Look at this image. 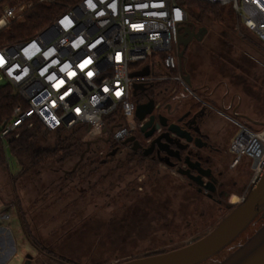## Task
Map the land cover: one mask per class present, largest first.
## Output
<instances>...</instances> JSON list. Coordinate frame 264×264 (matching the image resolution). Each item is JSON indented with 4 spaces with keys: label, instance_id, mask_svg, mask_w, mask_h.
<instances>
[{
    "label": "flooded vegetation",
    "instance_id": "af4514ba",
    "mask_svg": "<svg viewBox=\"0 0 264 264\" xmlns=\"http://www.w3.org/2000/svg\"><path fill=\"white\" fill-rule=\"evenodd\" d=\"M186 27L191 33V40L185 51L196 44L201 45L205 39L211 37L207 29L198 25ZM184 33L185 30L182 29L178 35ZM214 42L217 41H205L203 44L204 56L212 59L211 67L208 65L203 69H195L198 74L196 77L188 73L192 81L190 89L194 86L195 79L198 80L196 92L179 90L173 93L171 88L165 94L152 98L144 96L149 88L146 87V91L139 96L140 100L145 99L141 104L153 100L156 106L153 125L142 131L149 122L147 117V120L139 122L136 130L138 132H132L130 138H135L136 149L133 143H127L130 138L123 143H116L108 136L92 141L89 153L75 170L81 155L71 168L54 170L55 180L48 188L51 191L58 189V204L63 203L64 208L79 210L83 203L89 204L91 213L88 218L75 216L78 219V222L73 219L76 221L73 225L75 229L72 231L71 227L67 228L64 234L52 242L41 237L34 219L22 223L29 248L36 251L45 262L84 264L70 258L61 250L66 245L64 236L67 233L77 236L74 237L76 242H82L88 235L90 241L96 243L116 239L137 240L139 236L149 235L152 226L160 224L162 217L172 212V222L166 226L169 230L174 227V220L177 219L179 194L181 199L184 195L186 211L190 209L194 195L213 205L211 211L235 208L240 202L229 199L234 191L246 196L254 183V163L247 158L254 148L238 158L232 152L231 146L241 128L253 131L264 127V109H261L263 114L258 116L257 102L250 95L252 89L247 80L241 79L235 73L225 74L227 64H232L239 58L236 39L226 55ZM161 117L165 118L164 122H161ZM100 144L108 146L107 151L102 150ZM92 146L96 148L94 152H91ZM205 215L202 210L200 216L203 218ZM58 220L62 221L60 225L63 227L70 222L67 218L54 221ZM263 224L264 218L259 216L226 250L203 264L222 262ZM187 227L190 228L191 224L188 223ZM167 229L162 233L159 229H154L153 232L169 236L167 239L172 242L174 233L171 235ZM145 231L148 233L145 234ZM96 249L95 246L92 251ZM2 251L1 248L0 264H6L13 254L10 255L11 250L3 254ZM167 252L169 251L148 252L141 258ZM7 256L8 260L3 263ZM26 257L32 260L31 255Z\"/></svg>",
    "mask_w": 264,
    "mask_h": 264
},
{
    "label": "built area",
    "instance_id": "2783aa9c",
    "mask_svg": "<svg viewBox=\"0 0 264 264\" xmlns=\"http://www.w3.org/2000/svg\"><path fill=\"white\" fill-rule=\"evenodd\" d=\"M192 2L230 6L241 28L264 46V0H76L66 6L59 0H0V34L37 8L64 7L42 13L44 22L32 36L0 44V82L21 101L0 121V140L19 137L37 121L43 132L86 126L89 135L126 141L132 132L123 123L109 131L105 118L135 115L136 83H170L173 93H191L180 67L178 33L189 25ZM147 66L148 77H131ZM257 142L264 147V127L259 133L241 128L231 149L240 158ZM253 173V181L264 173V154ZM6 221L10 215L0 212L1 247L9 241L12 255Z\"/></svg>",
    "mask_w": 264,
    "mask_h": 264
},
{
    "label": "rangeland",
    "instance_id": "374dc122",
    "mask_svg": "<svg viewBox=\"0 0 264 264\" xmlns=\"http://www.w3.org/2000/svg\"><path fill=\"white\" fill-rule=\"evenodd\" d=\"M195 17L196 13L193 10L189 16L188 23L207 29L211 37L208 40L205 39L201 45L196 44L191 46L184 52L182 58H180L181 70L184 69L183 72L192 73L196 77L198 74L195 69H203L208 65L211 67L212 59L207 57V55L204 56L203 44L205 41L212 42V40H216L217 42L214 43L226 55L230 46L234 45V40L236 39V52L239 58L234 63L227 64L225 74L235 73L236 75H240L241 79L248 81V86L252 89L250 91L251 94H249L252 96V99L255 98L253 101L256 100L255 103L257 102V115L261 116L264 111L261 110L264 109V46L256 36L241 28L230 6L221 8L220 18L209 16L203 22L198 23ZM182 50L183 47H179V54ZM195 81L194 86L191 87V90L194 92H196L198 84L197 78ZM5 86L6 83L0 82V87ZM139 122L135 115L123 118L124 126L134 133L138 132L136 130ZM253 131L259 133L262 129H253ZM73 132H77L76 135L81 138L82 142L88 143L101 139L97 135L87 134L86 130L74 129L63 132L61 136L57 133H48L44 140H42V145L46 147L55 146L58 140ZM100 147L105 151L108 149V146H102V144H100ZM83 149L86 151L87 146L85 145ZM95 149L92 146L91 152H94ZM263 154L264 147L260 142H257L254 150L251 151L247 158H250L249 160L254 163L256 160L262 158ZM79 157L77 156L73 161L68 163L65 168H71ZM6 158L9 160L10 170L7 164L0 165V212L10 215L11 221H6L5 224L11 227V238L15 243V254L13 253V257L6 264H49L45 262L44 258L39 257L36 251L29 248V242L24 237L22 230V223L24 224L26 221L34 219L39 227L41 237L43 239L48 238L49 242H52L64 234L67 228L71 227L73 231V225L78 220L75 216L88 218L91 213L90 206L83 203L82 211L74 208H64L65 204H58L56 199L58 189L56 188L54 191H51V188H48L51 182L55 180L54 170L45 169L17 179L21 171L20 164L9 149L6 152ZM194 196L190 209L186 211L185 207L187 205L185 204V200H183L184 195L181 199V195L179 194L177 219L174 220V227L169 228V230L166 226L172 222V212H168L166 217H162L160 224L152 226L149 235L139 236L137 240L118 241L116 239L111 242L98 241L96 243V241H90V235H88L84 237L82 242H76L74 241V237L77 236H71L68 235L70 233H67L64 236L66 238V245L61 250H64V253L70 258L84 264H117L141 258L143 254L148 252L158 253L181 248L209 233L234 208L211 211L213 205L211 206L204 199L198 198L196 195ZM242 198L243 195L241 193L234 191L230 194L229 199L233 202H240ZM202 210L206 213L203 218L200 216ZM58 218L70 219L68 226H61L62 221H54ZM73 219H76V221ZM188 223L191 224L190 228L187 227ZM154 229L161 230V233L167 229L171 235L174 233V240L170 242L167 239L169 236L159 235L157 232H153ZM144 233L147 234L148 232L145 231ZM36 235L38 234L36 233ZM143 237L147 238L143 239ZM95 246L97 249L93 252L92 249ZM1 248L0 243V250ZM10 250L11 244L9 241H6L1 253L3 254L5 251ZM28 254L32 256V260L27 259L26 255ZM90 254L93 255L90 256Z\"/></svg>",
    "mask_w": 264,
    "mask_h": 264
},
{
    "label": "water",
    "instance_id": "95a60500",
    "mask_svg": "<svg viewBox=\"0 0 264 264\" xmlns=\"http://www.w3.org/2000/svg\"><path fill=\"white\" fill-rule=\"evenodd\" d=\"M183 29L185 33L178 35V45L184 48L179 54L180 58L191 40L188 28L183 27ZM149 75L150 68L147 66L143 71L131 74V77L145 78ZM185 81L188 86L192 85L190 75H185ZM146 89L144 84L136 83L134 85L135 97L141 96ZM155 106V102L150 100L147 103L139 104L136 108L135 116L139 121H144L149 117V122L142 128L143 132L153 125ZM164 121L165 118L161 117V122ZM106 132L104 130V133ZM149 135L147 134V136ZM127 143H133L136 149L137 142L134 137L128 139ZM91 144L92 142L87 143V149L81 154L80 161L75 165L74 170L84 156L89 153ZM259 216L264 218V173L254 181L240 203L205 236L167 253L134 259L121 264H203L226 250ZM9 256L5 257L2 262L5 263ZM219 264H264V224L243 245Z\"/></svg>",
    "mask_w": 264,
    "mask_h": 264
},
{
    "label": "trees",
    "instance_id": "16d2710c",
    "mask_svg": "<svg viewBox=\"0 0 264 264\" xmlns=\"http://www.w3.org/2000/svg\"><path fill=\"white\" fill-rule=\"evenodd\" d=\"M74 2H76V0H59L60 5L62 6L64 4L65 6L70 5ZM191 6L192 11L194 10L196 13L195 18L198 20V23L203 22L204 19L209 16L220 18V11L221 8H223L221 5H211L203 2H192ZM62 10H64V7L58 6L50 9L43 7L37 8L36 11L26 16V23L14 26L9 32L1 33L0 44L4 42H16L32 36L44 22V16L42 13L44 14L49 11V15H52V13L58 14ZM170 89V83H155L149 86L147 89L148 92L144 96L146 97V95H148L149 97L157 98L159 95L165 94ZM144 100V98L140 100L138 97L136 101L141 104V101ZM20 102L19 97L14 94L11 87H0V121L9 117L12 109ZM116 116L117 114H113L105 118L106 128L109 131L123 123V119L117 121ZM74 129L86 130V133L88 132L86 126H78L72 130ZM72 130H60L51 133H57L61 136L63 132ZM47 134L48 132H43L41 125L36 121L31 128H22L19 137L16 138L12 136L5 138L4 141L0 140V165L7 164L6 143L8 149L21 166V171L18 174L17 179L45 169H61L73 161L77 156H80L84 152V146H87L86 142H82L81 138L77 137V132H73L63 139L58 140L55 146L46 147L42 145V140H44Z\"/></svg>",
    "mask_w": 264,
    "mask_h": 264
}]
</instances>
